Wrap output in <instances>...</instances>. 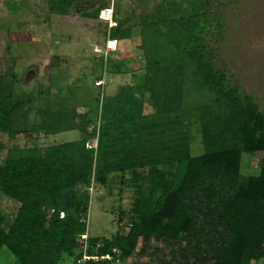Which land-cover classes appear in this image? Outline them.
<instances>
[{
    "label": "trees",
    "instance_id": "1",
    "mask_svg": "<svg viewBox=\"0 0 264 264\" xmlns=\"http://www.w3.org/2000/svg\"><path fill=\"white\" fill-rule=\"evenodd\" d=\"M214 21L215 15L204 10L138 24L142 76L133 87L122 88L131 99L145 97V115L104 121L88 135V110L56 111L49 115L55 125L32 130L79 129L81 139L5 151L0 192L17 208L6 229L0 213V248L15 264H79L90 177L104 185L109 175L135 171L148 174L150 184L148 195L133 207L127 232L110 239L88 237L87 255L99 241L97 254L115 248L119 264H126L152 240L156 264L264 261V113L216 68L204 43ZM132 29L127 19L116 20L108 39L118 45L131 38ZM127 95L120 97L127 100ZM15 107L12 93L0 91V133L10 138ZM191 128L203 145L197 156L189 154ZM94 139L93 149L88 146ZM242 153L258 156L256 175L242 177Z\"/></svg>",
    "mask_w": 264,
    "mask_h": 264
},
{
    "label": "rangeland",
    "instance_id": "2",
    "mask_svg": "<svg viewBox=\"0 0 264 264\" xmlns=\"http://www.w3.org/2000/svg\"><path fill=\"white\" fill-rule=\"evenodd\" d=\"M70 3L71 0H0V91L12 93L16 104L12 124L15 136L0 133V165L7 149H43L81 138L79 129L55 136L32 130L37 125H55L49 115L56 111L88 110V135H95L104 121L148 113L145 97L131 99L122 86L130 83L132 74L127 72L142 70L138 24L153 18H175L204 10L213 13L215 21L204 43L216 68L226 73L230 85L239 87L241 95L251 96L264 113V0H120L115 18L128 20L132 36L129 41H119L116 50L105 56L100 50L107 38L106 29L94 18V11L103 1ZM110 45L113 47V43ZM114 69L124 74L118 75L119 81L110 82ZM138 74L135 79H141V72ZM102 75L104 85L95 86ZM121 94L127 95V100ZM189 135L190 156L202 154L199 133L191 128ZM167 170L173 172V168ZM258 170V156L242 153V177L256 175ZM138 172L109 175L104 185L90 177L84 220L87 237L110 239L116 233L127 232L138 198L148 195L150 177ZM16 208L17 203L0 192L4 229ZM154 246L150 240L144 253L131 256L126 264H156L155 256L150 255ZM139 248L137 244L135 252ZM163 254L164 250L159 255ZM0 264H15L4 247L0 248Z\"/></svg>",
    "mask_w": 264,
    "mask_h": 264
},
{
    "label": "built area",
    "instance_id": "3",
    "mask_svg": "<svg viewBox=\"0 0 264 264\" xmlns=\"http://www.w3.org/2000/svg\"><path fill=\"white\" fill-rule=\"evenodd\" d=\"M103 1V5L98 11L97 20L101 22L106 29L107 38L104 41L103 50L101 51L102 55L105 56L109 51H114L116 47V42L114 40L108 39V33L111 29L116 27L115 20V9L116 4L120 0H101ZM110 42L113 43V47L110 45ZM97 87H102L104 85L103 75L94 83ZM96 139L92 142V145L88 147L95 148ZM87 235L86 232L79 236V241L81 244V259L77 261L79 264H83L84 262L90 261L93 264L104 263V264H119L120 260L117 257V250L115 248L110 249V253L97 254V249L102 247L101 242H96L94 245V252L90 255L86 254L87 250Z\"/></svg>",
    "mask_w": 264,
    "mask_h": 264
},
{
    "label": "crops",
    "instance_id": "4",
    "mask_svg": "<svg viewBox=\"0 0 264 264\" xmlns=\"http://www.w3.org/2000/svg\"><path fill=\"white\" fill-rule=\"evenodd\" d=\"M137 33H138V29H137ZM126 41H129V40H126ZM116 48H117V45H116V47H115V50H116ZM103 49V48H102ZM102 49L100 50V51H102ZM114 50V51H115ZM114 51H109L108 53H112V52H114ZM140 54V51L138 50V55ZM141 62V61H140ZM54 64V66H56L57 64L55 63V62H53ZM122 68V67H121ZM112 71V70H111ZM140 71H132V72H130L129 71V74H127L126 73V75H131V79H130V83L129 84H127V85H129V86H132L133 87V85H134V83L135 82H137V81H139V78L138 79H135L134 77L139 73ZM124 73L122 72V71H118V69H114L113 71H112V76L113 77H110V82H112V81H119L120 79L118 78V75H123ZM136 74V75H135ZM139 75V74H138ZM118 87V86H117ZM70 131H76V130H70ZM66 132H69V131H66ZM60 133H65V132H60ZM57 133H55L53 136H55ZM79 139H81V138H79ZM78 139V140H79ZM76 141V140H75ZM66 142H71V140L70 141H66ZM61 143H64V142H61Z\"/></svg>",
    "mask_w": 264,
    "mask_h": 264
},
{
    "label": "bare ground",
    "instance_id": "5",
    "mask_svg": "<svg viewBox=\"0 0 264 264\" xmlns=\"http://www.w3.org/2000/svg\"><path fill=\"white\" fill-rule=\"evenodd\" d=\"M110 43H112V42H110Z\"/></svg>",
    "mask_w": 264,
    "mask_h": 264
}]
</instances>
